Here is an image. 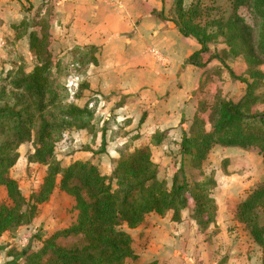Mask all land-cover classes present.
I'll use <instances>...</instances> for the list:
<instances>
[{"label":"trees","instance_id":"16d2710c","mask_svg":"<svg viewBox=\"0 0 264 264\" xmlns=\"http://www.w3.org/2000/svg\"><path fill=\"white\" fill-rule=\"evenodd\" d=\"M199 7V1L186 8L185 0H175L174 16L169 19L183 35L194 37L201 45L188 58V63L204 67L207 61H203V56L209 52L210 43L221 37L225 46L213 57L224 67H228L230 56L249 60V77H237L247 84L245 94L238 101L218 93L209 107L210 129L202 117L209 108L205 103L199 105L190 130L182 136L180 153L185 159L189 158L195 168L203 166L216 144L256 148L264 156V110H256L264 103V93L256 92L264 82L261 69L264 64V0H232L233 11L227 18L223 14L214 15L205 24L199 20L202 14L197 11ZM242 7L248 9L253 23L239 13ZM40 12L41 9L37 10L30 23L24 19L13 25L16 38L29 35L36 59L34 67L30 71L21 65L13 67L1 78L0 186L7 188L12 205L0 209V236L30 224L37 206L48 201L57 187L74 197L77 218L70 226L44 239L39 250L29 252V248L21 252L26 256L25 264H126L129 258H137L131 230L140 227L151 213L162 216L172 213V220L180 222L183 211L192 209L191 217L199 226L206 229L214 223L218 211L212 195L217 186L215 176L191 180L183 162L171 186L159 177L160 165L153 159L152 146L161 145L168 138V129L154 132L147 144L126 146L115 160L110 175L87 160L62 165L56 154L57 143L72 129L95 131L96 110L90 104L98 100L90 98L84 105L63 101L62 87L53 80L49 23ZM160 16L168 19L163 11ZM31 27H40L42 31L28 32ZM83 48L92 50L88 65H97L98 47L86 45ZM231 74L236 77L232 71ZM102 137L100 152H105V134ZM31 140L36 146L28 160L45 165L47 170L39 190L27 199L17 180L10 176V170L20 158L19 147ZM236 214L262 247L264 264V222L261 223L264 185L238 205ZM60 237L75 238V241L63 245L58 243Z\"/></svg>","mask_w":264,"mask_h":264},{"label":"rangeland","instance_id":"374dc122","mask_svg":"<svg viewBox=\"0 0 264 264\" xmlns=\"http://www.w3.org/2000/svg\"><path fill=\"white\" fill-rule=\"evenodd\" d=\"M25 1L23 17L29 13L27 10L30 2ZM194 1L200 2L197 11H202L199 20L203 24L214 15L219 17L223 14L227 18L233 11L232 0H185V7L189 8ZM167 4L165 16L171 19L174 16L175 0H167ZM11 11L9 17L14 14L12 9ZM55 13L58 14L53 11L50 16ZM239 13L253 23L246 7L240 8ZM30 15L26 14L25 17L29 19V23L32 22ZM47 19L49 22V18ZM9 24L4 9H0V84L1 78L11 67L21 65L30 71L36 63L30 40L14 42V33L9 34ZM55 27L49 26L47 31L51 32L49 49L54 61L53 80L62 87L63 101L84 105L90 98L98 100L90 104L96 110L95 131L72 129L57 143L56 154L62 165L87 160L96 164L104 174L110 175L120 151L126 146L136 147L149 143L154 132L162 127L170 131L167 133L168 138L161 145L152 146L153 159L160 165V179L166 180L171 186L175 172L184 162L191 180H202L210 175L217 180V186L212 190L218 204L214 223L206 229L199 226L191 217L192 209L183 211L185 218L182 222L171 221L169 214H151L141 227L131 230L135 251L140 254L136 261L130 260L127 264H141L155 259L165 264H262L263 249L253 240L246 224L238 219L236 211L251 192L264 185V156L256 148L216 144L203 166L195 168L190 159H185L180 153L182 136L190 130L193 113L201 103L209 108L218 93L232 101H238L245 94L247 84L237 77H249V60L241 56H230L227 58L228 67H224L213 57L221 53L225 46L222 38L210 43L209 52L203 56V61H207V64L203 69L202 82L192 93L190 101L184 102V107L190 104V109L184 113L182 122L171 123L169 120L162 121L166 116L160 114L159 107H163L164 97H156L151 92L123 94L111 89L103 94L100 88L92 89L89 82L92 74L88 73L90 65L87 63L92 50L78 46L67 49L66 42L61 41L62 36L57 37L58 30ZM37 30L42 31L40 27ZM185 37L183 35L182 39L187 44L188 39ZM185 63H188V59ZM261 69L264 72V64ZM230 70L236 77L232 76ZM256 92L264 93V82ZM256 110L263 111L264 103L258 105ZM210 111L211 108L202 114L208 129L211 128ZM167 126L169 127L165 128ZM103 134L106 138V151L100 152ZM35 146L34 140L22 144L19 147L20 158L10 170V176L17 180L27 199L39 190L47 170L45 165L28 160ZM10 205L12 200L7 188L0 186V209ZM75 205L74 197L57 187L48 201L37 206L30 224L0 236V264H25L26 256L21 252L29 248V252L39 250L44 239L70 226L78 215ZM263 222L264 215L261 216V223ZM74 241L75 238L58 239V243L63 245Z\"/></svg>","mask_w":264,"mask_h":264},{"label":"crops","instance_id":"0c3cea01","mask_svg":"<svg viewBox=\"0 0 264 264\" xmlns=\"http://www.w3.org/2000/svg\"><path fill=\"white\" fill-rule=\"evenodd\" d=\"M29 2V13L26 14H31L32 19L37 10L41 9V17L49 18L50 27L56 26L57 37L62 36L61 41L66 42L67 49L86 45L98 47V64H91L88 68V73L92 74L89 81L92 89L100 88L103 94L110 89L123 94L151 92L154 96L165 99L163 107H159L160 114L166 116L162 121L182 122L184 113L190 109V104L184 107V102L190 101L192 93L200 86L204 67L185 63L201 45L191 37H185L188 39L185 44L176 24L160 16L162 11L166 15L167 0ZM23 5H26L25 0H0V9H4L6 20L10 23L9 34L14 33V42L29 39L28 34L16 38L17 31L13 27L26 19V14L24 17L22 14L25 12ZM11 9L14 14L9 17ZM53 11L58 14L50 16ZM33 29L37 28L31 27L28 32ZM49 33L51 36V32ZM158 130L164 128L160 127L156 131ZM168 214L171 221L177 222L172 220V213ZM184 218L182 216L180 222ZM136 254L137 258H129L126 264L130 260L136 261L140 253ZM153 261L165 264L158 259L141 264Z\"/></svg>","mask_w":264,"mask_h":264},{"label":"built area","instance_id":"2783aa9c","mask_svg":"<svg viewBox=\"0 0 264 264\" xmlns=\"http://www.w3.org/2000/svg\"><path fill=\"white\" fill-rule=\"evenodd\" d=\"M103 1H106V2H115L117 0H103Z\"/></svg>","mask_w":264,"mask_h":264}]
</instances>
